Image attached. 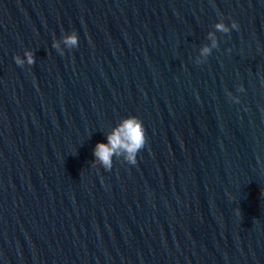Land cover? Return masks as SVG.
<instances>
[{
	"label": "water",
	"instance_id": "obj_1",
	"mask_svg": "<svg viewBox=\"0 0 264 264\" xmlns=\"http://www.w3.org/2000/svg\"><path fill=\"white\" fill-rule=\"evenodd\" d=\"M0 264H264V0H0Z\"/></svg>",
	"mask_w": 264,
	"mask_h": 264
},
{
	"label": "clouds",
	"instance_id": "obj_2",
	"mask_svg": "<svg viewBox=\"0 0 264 264\" xmlns=\"http://www.w3.org/2000/svg\"><path fill=\"white\" fill-rule=\"evenodd\" d=\"M230 27L232 29L237 28L235 21L231 22ZM229 25L223 23L222 21L218 22L216 28L218 31L228 32L230 30ZM211 40V46L216 45V39L213 34H209ZM62 42L68 49L74 48L78 44V35L75 31L68 32L63 34ZM52 47L55 48L58 52L63 54V48H61V41H53ZM202 54L207 55L210 52L209 46H204L201 49ZM15 63L17 65L33 64L34 57L31 50H25L23 57L20 55L14 56ZM228 95L233 99L231 93ZM145 129L142 121L134 116L129 115L123 117L112 129L107 133L105 141H98L93 150L92 154L94 157L93 164L96 165L98 162L105 170H108L112 167L113 157L122 156L124 161L129 164L136 163V156L140 149L143 148L145 144Z\"/></svg>",
	"mask_w": 264,
	"mask_h": 264
}]
</instances>
